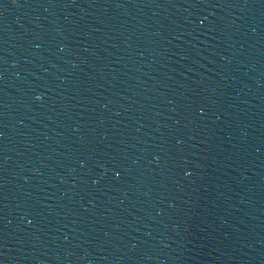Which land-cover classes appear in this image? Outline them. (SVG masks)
Here are the masks:
<instances>
[{
    "label": "water",
    "instance_id": "water-1",
    "mask_svg": "<svg viewBox=\"0 0 264 264\" xmlns=\"http://www.w3.org/2000/svg\"><path fill=\"white\" fill-rule=\"evenodd\" d=\"M0 264H264V0H12Z\"/></svg>",
    "mask_w": 264,
    "mask_h": 264
}]
</instances>
